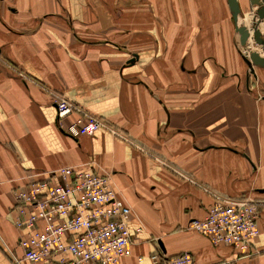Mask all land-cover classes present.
Returning a JSON list of instances; mask_svg holds the SVG:
<instances>
[{
	"label": "crops",
	"instance_id": "obj_1",
	"mask_svg": "<svg viewBox=\"0 0 264 264\" xmlns=\"http://www.w3.org/2000/svg\"><path fill=\"white\" fill-rule=\"evenodd\" d=\"M238 45L227 0H0V264L72 260H23L11 212L13 187L67 165L110 172L135 213L118 264H264V66ZM61 95L116 134L66 133ZM217 196L258 205L248 251L187 229Z\"/></svg>",
	"mask_w": 264,
	"mask_h": 264
},
{
	"label": "built area",
	"instance_id": "obj_2",
	"mask_svg": "<svg viewBox=\"0 0 264 264\" xmlns=\"http://www.w3.org/2000/svg\"><path fill=\"white\" fill-rule=\"evenodd\" d=\"M53 104L59 125L74 114L61 126L72 137L90 135L101 127L116 134L102 117L63 95L56 96ZM26 178L13 187L11 209L15 227L26 230L18 239L23 260L49 261L56 253L68 252L69 264H118L130 254L133 232H139L141 225L131 230L135 213L119 197L110 172L67 165ZM258 212L250 199L217 196L202 218L190 219L187 229L205 235L214 245L248 251L259 235ZM150 258L154 264H193L188 252L169 256L157 249Z\"/></svg>",
	"mask_w": 264,
	"mask_h": 264
},
{
	"label": "water",
	"instance_id": "obj_3",
	"mask_svg": "<svg viewBox=\"0 0 264 264\" xmlns=\"http://www.w3.org/2000/svg\"><path fill=\"white\" fill-rule=\"evenodd\" d=\"M250 5H256L255 15L262 20V24L264 26V0H249ZM227 4L229 6L230 12L233 17V21L236 26L237 33L239 35V44L241 46H245L248 43L250 38L249 28L241 23V15H240V7L238 0H227ZM251 40V39H250ZM252 40L256 43L261 44L262 50H264V40L260 38V32L257 28V23L253 25L252 31ZM248 58L247 61L264 66V56L260 55L257 51L251 50L247 53ZM136 55H132L131 60H133Z\"/></svg>",
	"mask_w": 264,
	"mask_h": 264
},
{
	"label": "rangeland",
	"instance_id": "obj_4",
	"mask_svg": "<svg viewBox=\"0 0 264 264\" xmlns=\"http://www.w3.org/2000/svg\"><path fill=\"white\" fill-rule=\"evenodd\" d=\"M239 3H240V7H241L240 15H241V18L243 20V23L245 25H247V27L250 29L249 30L250 38L248 40V43L243 47L239 46L240 44L238 45V47L241 49V55H242L243 59L246 60V58H248L247 53L251 50H254L257 52L259 51V53H261V54L264 53V50H262V48H261V44L256 43L255 41L252 40L253 25L255 23H257V27H258L259 32H260L261 40H264V26L261 23L260 19L257 18V16L255 15L256 14L255 13L256 5H254L251 8V5H250L248 0H239ZM237 43H238V41H237Z\"/></svg>",
	"mask_w": 264,
	"mask_h": 264
},
{
	"label": "bare ground",
	"instance_id": "obj_5",
	"mask_svg": "<svg viewBox=\"0 0 264 264\" xmlns=\"http://www.w3.org/2000/svg\"><path fill=\"white\" fill-rule=\"evenodd\" d=\"M248 1H249V0H248ZM253 6H254V5H252L251 8H252ZM256 7H257V6H256ZM257 18H258V17H257ZM260 21H261V23H262V20H261V19H260ZM241 23L244 24L242 18H241ZM244 25H245V24H244ZM245 26H247V25H245ZM257 28H258V27H257ZM249 30H250V29H249Z\"/></svg>",
	"mask_w": 264,
	"mask_h": 264
}]
</instances>
